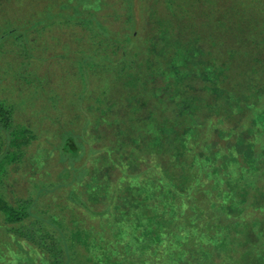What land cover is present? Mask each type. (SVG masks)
<instances>
[{"label":"trees","instance_id":"1","mask_svg":"<svg viewBox=\"0 0 264 264\" xmlns=\"http://www.w3.org/2000/svg\"><path fill=\"white\" fill-rule=\"evenodd\" d=\"M110 1L69 0L0 35L2 45L26 46L54 25L79 30L81 48L68 58L79 60L83 115L93 105L102 110L109 96L118 99L114 108L149 103L143 115L130 107L128 120L139 126L103 150L120 172L107 183L75 166L85 146L74 140L86 124L60 115L62 96L53 92L49 124L59 156L73 158L74 168L16 194L14 169L42 139L44 120L18 127L14 105L0 97V254L19 253L13 264H36L34 254L46 264H264V0H158L160 8L121 0L108 9ZM198 46L203 58L189 63ZM99 66L111 84L95 95L90 74ZM143 148L156 152V163L122 171ZM124 176L144 182L122 190L114 213ZM64 187L60 211L41 203Z\"/></svg>","mask_w":264,"mask_h":264},{"label":"rangeland","instance_id":"2","mask_svg":"<svg viewBox=\"0 0 264 264\" xmlns=\"http://www.w3.org/2000/svg\"><path fill=\"white\" fill-rule=\"evenodd\" d=\"M68 1L69 0H0V35L6 29L26 24L33 16L39 15L41 12H47L49 9ZM110 2L111 5L108 9L111 7L119 8L120 4L123 3L121 0H111ZM143 4L145 8H160L162 6V3L158 0H143ZM111 11L112 10H109L108 12ZM78 32L79 30H72V27L54 25L46 29L44 34L35 35L34 39L31 37L30 42L26 43V46H21L18 43L15 44L13 41H8V43L3 45L2 42H0V97L9 100L10 103L14 105L16 125L18 127H21V124L24 123H31L33 120H38L39 122L44 120L40 128L44 132L42 139H39V143H35L27 150L28 153L23 163L14 169L16 173L11 181L10 189L12 192H16V194H26L30 185L39 178L44 182H49L55 178L56 175L61 174L65 166L66 168H72L74 166L73 163L75 160H73V158H69L67 163H65L59 156L57 147H59L60 141L56 137V133L54 131L52 132V127L49 124L52 120V116L48 114V107L51 103L52 99H50V97H52L51 94L53 92H57V94L62 96L58 101V104L61 106L59 111L60 115L64 116L67 114L69 119V114L74 113V119L75 115L78 114L79 123L82 126L86 124L84 134L83 130L85 128L81 131V134H79L81 137L74 140L78 148H80L81 145L85 146L83 147V156L75 163V166L88 167L86 178H90V175H99L102 182H109V180L120 174V172L116 170V167H113L112 163L107 161L105 158L106 154L102 152L103 150L106 151V149L110 150L109 148L112 150L115 146V142L124 137L128 131H130L129 128L133 129L131 124L136 123H132V120H128L129 114L132 115L130 107L137 106L136 109L141 115H143L145 111L149 112V103H145L144 99L136 98L133 101L129 100L130 102H127L125 108H114L115 101L118 99L109 96L107 98V104L102 106V110H96L97 106L93 105L90 111L85 115L82 114L78 108L79 103L77 104L76 101L77 91H79L83 85L77 65L79 60L76 59L75 61L74 59L68 58V56H72L71 54H74L75 51L81 48L80 42H77L80 36V32L79 34ZM68 44L75 45V48L68 46ZM198 47L199 48H196L190 55L193 60L189 63L196 64L203 58L204 50L202 47ZM26 48H29V52L27 53L29 57L23 54V49ZM110 74L111 72L102 66L93 67L91 69V85L92 87H97L94 93L95 95L98 94V88L99 90L103 88L106 89L108 85L111 84ZM157 83V81L152 83L151 87L153 90L158 87L156 86ZM160 90L161 89H157L156 91L159 93ZM162 91L163 90H161V92ZM66 125V121L62 122V128H65ZM78 126L79 124L77 127ZM136 126H139V124H136ZM185 126L186 124L183 122V127ZM55 146L56 149L51 153H41V149L46 148L50 150V148ZM91 149L96 151V153L92 154L89 151ZM138 155L141 157L137 161L132 162V160H130L129 163H121V170L126 172V170L131 167L135 170L132 171L130 169V172L135 173L137 170L146 169L156 163L157 158L155 157H157V155L155 151H144L143 148V152ZM227 160L228 159H225V161ZM108 170L109 173L106 174L105 172ZM120 178L114 198V213H117L120 209L122 190H124L127 185L134 186L137 185L139 181L144 182L140 177L137 179L127 176ZM68 191V187L61 188L50 194V196L46 195L41 199V203L44 204V206L51 203L55 212L60 211L59 203H67L66 197L68 196ZM92 197L94 198L95 196ZM80 215L87 218L82 214ZM88 223H90L89 219ZM4 246L5 248L7 247V245ZM12 254H14V256H11ZM12 254L10 250L3 249L0 254L1 263L5 264L11 262L13 264L16 258H18L16 255L19 253ZM32 256L36 264H46L45 258L41 255L34 254Z\"/></svg>","mask_w":264,"mask_h":264}]
</instances>
